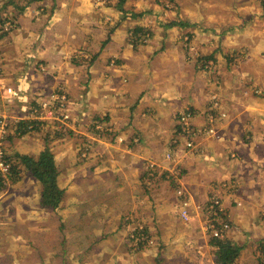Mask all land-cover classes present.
Segmentation results:
<instances>
[{"label": "crops", "instance_id": "1", "mask_svg": "<svg viewBox=\"0 0 264 264\" xmlns=\"http://www.w3.org/2000/svg\"><path fill=\"white\" fill-rule=\"evenodd\" d=\"M64 1L67 4L63 8L73 3L72 0ZM62 7L55 6L52 14L65 16L68 23L60 26L58 19L53 20V27L57 28L47 34L52 40L44 42V51L39 54L49 56L47 53L53 51L52 57L49 56L52 63H60L67 69L69 80L76 84L68 91V97L76 102L75 112L87 117L85 126H91L93 120L98 121L96 126H102L100 134L117 136L115 141L123 138L126 142L112 146V154H107V158L95 159L100 162L99 167H95L97 173L106 171L105 166L99 169L104 164H110L113 171L110 176L98 174L101 180L97 178L96 186H89L90 172L85 171V176L72 172L69 183L75 185L67 184L64 188L66 194L73 197L77 209L91 202L102 213L112 210L100 219L105 233L113 234L110 240L115 243L119 255L124 248L120 211L138 208L145 211L147 226L154 230L159 244L156 249L144 253L140 263L216 264L209 234L203 228L204 215L192 207L193 218L189 223L179 217L176 183L168 178V173L156 178L163 183L150 192L140 187L139 180L142 173H146V160L147 163L148 160L161 161L169 149L176 129L175 118L184 109L195 110L198 128L209 127L206 116L217 94L221 104L213 115L219 137H201L196 151L183 155V185L192 201L202 207L207 204L212 190L218 188L232 227L227 239L243 247L241 255L246 259L254 254L262 255L252 244L264 241V99L250 91L264 87L261 70L240 71L248 67L249 61H239V66L237 60L227 63L221 51H217L222 57L216 56L220 67L219 85L216 86L213 80L207 82L204 75L187 62L182 43L168 37V34L175 35L171 29L166 34L167 40L163 38L161 43L156 40L151 45L132 46L126 38V25L121 27L125 22L122 18L114 27L118 32L111 31L108 36L96 23L91 9L82 14L69 13L66 9L62 13ZM74 23L83 26L84 32L79 33L83 28H75ZM51 33L58 35V39L53 40ZM222 113L227 117L221 118ZM25 134L15 138L21 140L29 136ZM14 151L22 153L24 146L19 144ZM82 163L84 170L92 168L91 161ZM65 173H60L61 180ZM23 179L15 187L24 185ZM26 180L36 184L34 179ZM225 184H232L233 188L225 189ZM21 190L29 194L27 188ZM3 195L0 190V198ZM2 221L0 227L9 226ZM25 223L21 219L15 225Z\"/></svg>", "mask_w": 264, "mask_h": 264}, {"label": "rangeland", "instance_id": "2", "mask_svg": "<svg viewBox=\"0 0 264 264\" xmlns=\"http://www.w3.org/2000/svg\"><path fill=\"white\" fill-rule=\"evenodd\" d=\"M72 1L69 7L63 8L67 4L64 0L60 4L56 0H42L40 3L37 0H0V118L6 116L7 156L12 164H18L20 160L16 154L36 159L48 148L55 157L59 173L66 172L62 180L60 176L58 179L65 195L57 212L41 206L43 188L29 171L19 169L15 177L12 172L7 186L0 188L4 194L0 198V222L4 220L9 225L0 227V264H137V261L142 264L139 259L144 257V253L159 247L156 233L147 226L145 211L138 208L122 210L119 222L124 234V248L119 255L114 248L115 243L110 240L113 234L105 233L106 229L100 219L112 210L102 213L91 202L77 209L73 197L68 192L66 194L64 187L70 185L72 172L80 173L81 176L86 175L85 171L90 172L88 176L92 180L87 178L90 187L94 184L96 186L98 174L110 176L113 172L111 165L104 164L99 169L105 166L106 171L97 173L95 167H99L100 162L95 159L107 158V154H112L114 146L118 143L124 145L126 142L123 138H118L116 142L117 136L112 138V135L100 134L99 128L102 129V126H96L98 121L93 120L91 126H85L88 123L85 120L87 117L75 112L76 102L68 97V91L76 87V84L69 80L67 69L60 63H52L50 57L53 51L47 53L50 57L45 53L39 54L44 51V42L47 44L48 40H52L47 34L57 28L53 27V20L58 19L60 26L68 23L65 16L55 17L52 14L55 6L62 7V13L66 9L69 13L82 14L81 12L91 9V14L96 16V23L104 28L108 36L122 18L121 21L125 22L121 27L126 25V38L132 46L151 45L156 40L161 43L166 38L168 29H171L175 35L168 34V37L182 43L187 62L201 72L207 82L213 80L216 86L219 85L220 70L216 56H221L217 51H221L227 63L237 60L239 66V61H249L246 63L248 67L240 71L261 70L264 76V0ZM174 23L178 25L172 26ZM74 24L75 28L81 27L79 23V26ZM81 28L83 30L79 33L84 32V27ZM137 28L143 31L135 36ZM116 32L118 30L113 33ZM51 35L53 40L58 39V35ZM222 46L226 49L221 48ZM7 88L14 89L17 97L7 99ZM250 91L264 99V87ZM65 97L66 106L61 107L57 100ZM214 99L220 103L217 94ZM23 122L30 130L27 133L29 136L19 140L15 137L24 132V127L18 129V124ZM19 144L24 146L25 153L14 151ZM126 148L129 149L127 146ZM82 161H91L92 168L84 170ZM152 162L154 161L148 160L147 163L146 160V173H142L139 180L140 187L149 192L150 189H159L163 183L156 179L159 176L149 178L148 166ZM183 171L181 163L179 173L171 179L176 183V198L178 186L187 193L183 185ZM23 177L24 185L15 187ZM26 179H34L36 184ZM109 181L113 182L112 179ZM78 183L81 185V182ZM230 186L232 184H225V189ZM23 188L24 191L27 188L28 195L21 190ZM218 192V188L212 190L204 207L192 201L193 207L198 212L199 207L207 209L211 206V197L217 196ZM92 198L95 196H91ZM218 199L223 204L219 194ZM84 209L85 213L81 214ZM177 209L179 211V206ZM192 218L191 215L190 221ZM21 219L26 223L15 225ZM21 233L23 235L20 237ZM212 239L209 235L211 247ZM236 244L240 246L239 243ZM252 245L262 255L254 254L251 259H246L240 254L235 264H264V241L260 240V244L253 241Z\"/></svg>", "mask_w": 264, "mask_h": 264}, {"label": "built area", "instance_id": "3", "mask_svg": "<svg viewBox=\"0 0 264 264\" xmlns=\"http://www.w3.org/2000/svg\"><path fill=\"white\" fill-rule=\"evenodd\" d=\"M7 99L17 97V93L12 88H7ZM5 91V93H6ZM61 107H65L67 98L57 100ZM220 108V103L214 99V103L210 110L207 112V121L209 127L198 128L196 125L197 114L194 109L187 107L176 116V129L171 141V146L164 153L161 161H154L148 166L149 178H156L160 175L168 173V178L172 179L179 173V165H181L183 155L190 154L196 151L198 140L201 137H215L218 138L219 134L215 128L216 118L213 113ZM225 113L221 114V118H226ZM6 116L0 118V185L7 186V181L12 176L13 164L11 159L7 156V148L5 140V133L7 131ZM176 195L178 198L180 218L185 221H190V209L194 206L192 199L187 196V193L177 187ZM211 206L207 209L200 208L199 211L204 215L203 228L209 233L211 238L218 240H225L228 232L231 230V224L226 217L223 204L217 196L214 195L210 199Z\"/></svg>", "mask_w": 264, "mask_h": 264}, {"label": "trees", "instance_id": "4", "mask_svg": "<svg viewBox=\"0 0 264 264\" xmlns=\"http://www.w3.org/2000/svg\"><path fill=\"white\" fill-rule=\"evenodd\" d=\"M121 3H123V1ZM176 25L178 24H172V26ZM142 31L141 28L135 29V36H138ZM18 126L19 130L24 127V132L21 133L25 134L30 131L25 122L19 123ZM16 155L20 162L18 164H13L12 171L14 177L18 174L19 169L29 171L32 177H34L43 188L41 206L45 209L57 212L65 195V190L61 189L59 186L58 179L60 173L54 155L48 150V148L41 152L40 156L36 159L29 156ZM0 188H2V186H0ZM211 245L214 249V260L216 264H235L242 252V247L233 241L228 240L227 236L225 240L212 239Z\"/></svg>", "mask_w": 264, "mask_h": 264}]
</instances>
